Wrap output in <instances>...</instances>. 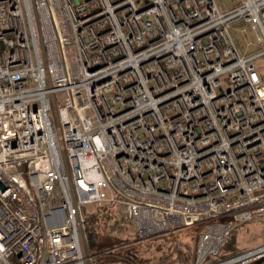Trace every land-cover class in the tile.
<instances>
[{
  "label": "built area",
  "instance_id": "obj_1",
  "mask_svg": "<svg viewBox=\"0 0 264 264\" xmlns=\"http://www.w3.org/2000/svg\"><path fill=\"white\" fill-rule=\"evenodd\" d=\"M263 55L264 0H0V264H88L109 203L139 240L198 226L190 264L263 260L221 258L264 227Z\"/></svg>",
  "mask_w": 264,
  "mask_h": 264
},
{
  "label": "trees",
  "instance_id": "obj_2",
  "mask_svg": "<svg viewBox=\"0 0 264 264\" xmlns=\"http://www.w3.org/2000/svg\"><path fill=\"white\" fill-rule=\"evenodd\" d=\"M118 212L119 206L113 203L84 208L87 250L89 256L101 258L98 264H156L161 260L191 263L198 226L176 227L146 240L129 235L120 237L116 236L118 232L114 225L119 219ZM237 230L224 247L221 258L245 251L237 243Z\"/></svg>",
  "mask_w": 264,
  "mask_h": 264
},
{
  "label": "rangeland",
  "instance_id": "obj_3",
  "mask_svg": "<svg viewBox=\"0 0 264 264\" xmlns=\"http://www.w3.org/2000/svg\"><path fill=\"white\" fill-rule=\"evenodd\" d=\"M151 1L152 0H136V2L141 7L150 4ZM216 1L223 10H228L230 8H234L235 6H237L242 0H216ZM243 29H246L245 33L243 32ZM232 30L241 54L252 55L260 50V42L258 41V35L249 24H246L241 21L236 22L233 24ZM256 66L258 67L260 76L264 80V55L256 60ZM118 218H119L118 221L114 225L117 227L116 228L117 231L120 230V232H118V235L116 236L122 237L129 235L130 237L131 236L135 237L133 232L134 231L133 225L126 222L120 212H118ZM236 238H237V243L244 250H250L259 247L264 244V227L260 222H256V221L245 223L238 228ZM85 240L87 243V237H85ZM109 241H113V240L110 239ZM86 243L84 246L85 251L87 250ZM100 260L101 258L98 255L92 256L91 258H89L88 260L89 262L87 263L98 264Z\"/></svg>",
  "mask_w": 264,
  "mask_h": 264
},
{
  "label": "water",
  "instance_id": "obj_4",
  "mask_svg": "<svg viewBox=\"0 0 264 264\" xmlns=\"http://www.w3.org/2000/svg\"><path fill=\"white\" fill-rule=\"evenodd\" d=\"M262 261H263V260H260V261L258 262V264L262 263Z\"/></svg>",
  "mask_w": 264,
  "mask_h": 264
},
{
  "label": "bare ground",
  "instance_id": "obj_5",
  "mask_svg": "<svg viewBox=\"0 0 264 264\" xmlns=\"http://www.w3.org/2000/svg\"><path fill=\"white\" fill-rule=\"evenodd\" d=\"M251 250V249H250Z\"/></svg>",
  "mask_w": 264,
  "mask_h": 264
}]
</instances>
